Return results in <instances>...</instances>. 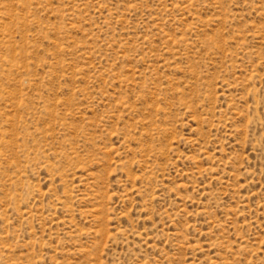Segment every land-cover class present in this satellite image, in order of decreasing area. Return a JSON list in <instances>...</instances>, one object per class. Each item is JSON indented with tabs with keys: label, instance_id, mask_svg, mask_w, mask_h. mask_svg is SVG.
Wrapping results in <instances>:
<instances>
[{
	"label": "rangeland",
	"instance_id": "1",
	"mask_svg": "<svg viewBox=\"0 0 264 264\" xmlns=\"http://www.w3.org/2000/svg\"><path fill=\"white\" fill-rule=\"evenodd\" d=\"M0 264H264V0H0Z\"/></svg>",
	"mask_w": 264,
	"mask_h": 264
}]
</instances>
